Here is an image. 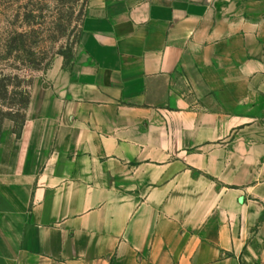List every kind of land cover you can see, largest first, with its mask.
Listing matches in <instances>:
<instances>
[{"label":"crops","instance_id":"obj_1","mask_svg":"<svg viewBox=\"0 0 264 264\" xmlns=\"http://www.w3.org/2000/svg\"><path fill=\"white\" fill-rule=\"evenodd\" d=\"M80 59L0 132V264H264V0H87Z\"/></svg>","mask_w":264,"mask_h":264},{"label":"rangeland","instance_id":"obj_2","mask_svg":"<svg viewBox=\"0 0 264 264\" xmlns=\"http://www.w3.org/2000/svg\"><path fill=\"white\" fill-rule=\"evenodd\" d=\"M86 2L0 0L2 110L17 109L33 87L44 85L55 70L80 59L77 37ZM15 118L16 122L7 118L3 122L12 121L18 133L21 126Z\"/></svg>","mask_w":264,"mask_h":264},{"label":"trees","instance_id":"obj_3","mask_svg":"<svg viewBox=\"0 0 264 264\" xmlns=\"http://www.w3.org/2000/svg\"><path fill=\"white\" fill-rule=\"evenodd\" d=\"M28 100H29V95H26V98H24V100H22V102L20 103L19 107L17 109H15V110L12 107H9V110H2L0 108V132H1L3 119H5V118L16 122L17 120H16L15 117H17L18 122L20 123V126L22 125L23 120H24V111H25V109L27 107ZM19 111H22V112L19 113Z\"/></svg>","mask_w":264,"mask_h":264}]
</instances>
